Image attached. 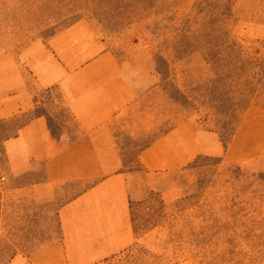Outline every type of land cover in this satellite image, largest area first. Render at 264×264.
I'll return each mask as SVG.
<instances>
[{
    "label": "rangeland",
    "instance_id": "obj_1",
    "mask_svg": "<svg viewBox=\"0 0 264 264\" xmlns=\"http://www.w3.org/2000/svg\"><path fill=\"white\" fill-rule=\"evenodd\" d=\"M199 1L0 0V53L18 59L30 41L87 20L132 84L134 99L113 126L134 243L97 264H264V172L254 167L264 152L253 148L264 143V0H227L221 17L197 14ZM36 93L37 109L0 121V264L57 242L58 208L89 184L39 202L14 194L43 176L10 172L3 145L21 125L42 114L54 136L76 133L56 92ZM178 124L198 143L211 135L220 154L197 155L174 172L144 171L139 153ZM238 141L244 147L224 156ZM243 149L250 161L232 160Z\"/></svg>",
    "mask_w": 264,
    "mask_h": 264
},
{
    "label": "crops",
    "instance_id": "obj_2",
    "mask_svg": "<svg viewBox=\"0 0 264 264\" xmlns=\"http://www.w3.org/2000/svg\"><path fill=\"white\" fill-rule=\"evenodd\" d=\"M18 59L0 53V121L42 105L37 90L54 91L76 133L71 138L54 136L42 114L21 125L3 145L10 172L16 176L41 169L43 176L40 182L14 189V194L39 202L49 200L62 186L89 184L58 208L57 242L28 256L14 255L7 264L105 261L134 243L130 180L121 171L113 126L134 99L132 84L123 64L87 20H79L45 41H30ZM206 139V143H198L196 135L184 132L178 124L145 147L138 155L139 163L148 173L174 172L197 155H219V143L211 135ZM239 143L229 145L224 156L232 158L234 144L244 147ZM253 148L259 156L264 143L258 140ZM241 153L232 160L249 162L246 150ZM254 167L264 172V164Z\"/></svg>",
    "mask_w": 264,
    "mask_h": 264
},
{
    "label": "trees",
    "instance_id": "obj_3",
    "mask_svg": "<svg viewBox=\"0 0 264 264\" xmlns=\"http://www.w3.org/2000/svg\"><path fill=\"white\" fill-rule=\"evenodd\" d=\"M227 9V0H200L193 7V11L197 14L210 15L213 17L224 16L226 11H228Z\"/></svg>",
    "mask_w": 264,
    "mask_h": 264
}]
</instances>
